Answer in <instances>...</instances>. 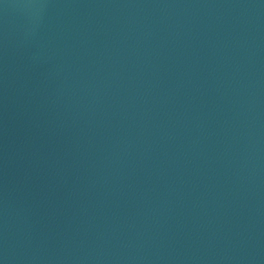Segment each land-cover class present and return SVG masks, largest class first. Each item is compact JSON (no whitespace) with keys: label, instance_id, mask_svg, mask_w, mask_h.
Here are the masks:
<instances>
[{"label":"water","instance_id":"obj_1","mask_svg":"<svg viewBox=\"0 0 264 264\" xmlns=\"http://www.w3.org/2000/svg\"><path fill=\"white\" fill-rule=\"evenodd\" d=\"M0 264H264V0H0Z\"/></svg>","mask_w":264,"mask_h":264}]
</instances>
